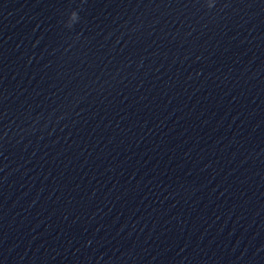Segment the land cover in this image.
I'll use <instances>...</instances> for the list:
<instances>
[{
  "label": "water",
  "instance_id": "95a60500",
  "mask_svg": "<svg viewBox=\"0 0 264 264\" xmlns=\"http://www.w3.org/2000/svg\"><path fill=\"white\" fill-rule=\"evenodd\" d=\"M0 264H264V0H0Z\"/></svg>",
  "mask_w": 264,
  "mask_h": 264
}]
</instances>
